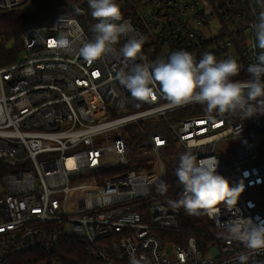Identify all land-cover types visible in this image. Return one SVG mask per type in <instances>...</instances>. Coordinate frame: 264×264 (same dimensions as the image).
Listing matches in <instances>:
<instances>
[{"label":"built area","instance_id":"obj_1","mask_svg":"<svg viewBox=\"0 0 264 264\" xmlns=\"http://www.w3.org/2000/svg\"><path fill=\"white\" fill-rule=\"evenodd\" d=\"M33 1L0 0V12ZM115 2L121 22L147 37L143 59L122 54L124 38L93 63L56 48L76 29L95 38L96 21L81 4L26 27L18 58L0 66V264H67L72 244L85 264H129L131 253L149 264H239L242 254L264 264V250L252 255L217 227L237 217L264 221V115L209 119L198 104L167 109L157 89L141 101L116 79L133 63L184 50L197 61L206 52L233 57L241 69L233 79L248 80L264 0ZM28 66L34 74L23 73ZM131 147L154 163L130 165ZM189 149L198 161L218 160L231 187L243 185L234 208L197 217L172 207L182 193L175 169Z\"/></svg>","mask_w":264,"mask_h":264},{"label":"clouds","instance_id":"obj_2","mask_svg":"<svg viewBox=\"0 0 264 264\" xmlns=\"http://www.w3.org/2000/svg\"><path fill=\"white\" fill-rule=\"evenodd\" d=\"M91 15L96 21L91 26L95 33L92 40H84L79 29L70 36L62 34L55 47L68 54H77L87 63H93L114 51L121 38L125 39L122 54L135 61L142 57V45L147 39L135 32L129 21H122V13L115 0H88ZM255 47L260 52L257 62L247 67L249 79L241 82L233 79L240 74V65L233 57L217 60L211 53H204L198 61L184 50L174 51L166 58L151 63H133L117 73L116 79L132 95L141 101H150L154 88L166 101L163 108L173 109L189 104H198L209 119L215 117L250 118L257 113L264 115V10H260L253 24ZM78 45V47H77ZM23 73L34 74L31 66ZM219 161H198L189 149L181 154L175 175L182 186L178 200L171 201L174 209L183 208L189 216H217L218 206L231 209L237 204L243 185L231 187L226 178L216 171ZM166 183L161 181L157 191L165 194ZM225 239L241 242L252 255L264 250V221L237 217L224 222L218 221ZM239 264H247L249 256H239ZM129 264H149L147 257L134 253Z\"/></svg>","mask_w":264,"mask_h":264},{"label":"trees","instance_id":"obj_3","mask_svg":"<svg viewBox=\"0 0 264 264\" xmlns=\"http://www.w3.org/2000/svg\"><path fill=\"white\" fill-rule=\"evenodd\" d=\"M81 4L87 5L88 0H37L25 8L0 12V66L18 58L21 51V34L26 27L49 24L56 16H69L73 8ZM10 37L15 40L13 46L8 47L7 41ZM69 257L67 264H85V255L77 244L71 245Z\"/></svg>","mask_w":264,"mask_h":264},{"label":"rangeland","instance_id":"obj_4","mask_svg":"<svg viewBox=\"0 0 264 264\" xmlns=\"http://www.w3.org/2000/svg\"><path fill=\"white\" fill-rule=\"evenodd\" d=\"M14 40V37H10V39L7 41V46L10 47L11 45H13ZM128 159L130 165L142 164L144 162L154 163V158L144 154L142 149H135L134 147H131L128 153Z\"/></svg>","mask_w":264,"mask_h":264}]
</instances>
